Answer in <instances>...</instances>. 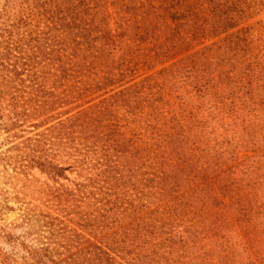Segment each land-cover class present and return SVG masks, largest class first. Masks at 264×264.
Listing matches in <instances>:
<instances>
[{
	"label": "trees",
	"instance_id": "1",
	"mask_svg": "<svg viewBox=\"0 0 264 264\" xmlns=\"http://www.w3.org/2000/svg\"><path fill=\"white\" fill-rule=\"evenodd\" d=\"M197 1L207 6L199 9L204 10L203 14L198 12L196 0H114L112 4L121 20L119 33L115 35L101 29L104 19L98 22L101 8H106L105 0L57 3L56 15L62 12L64 15L53 18L60 26L59 31L63 29L68 34L72 53L68 58L59 54L50 59L54 86H63L62 80L66 77H87L86 73L98 62L104 75L95 86L101 90L116 86L142 62L147 64L159 57L189 50L193 41L217 38L240 25L244 10L239 0ZM248 30L232 33L223 44L215 42L196 51L162 69L157 76L123 88L97 106L40 134V137H56L57 147L62 145V140L71 142L82 137L86 154H90L93 161L92 167L104 168L102 182L108 184L111 179L113 187L119 183L118 173L126 182L133 181L137 176L135 169L142 168L143 161L159 166L165 180H184L190 186L205 181L192 189L183 205L199 209L200 220L206 224L203 230L212 234L210 237L215 242L199 245V240L195 239L204 232L196 231L184 256L178 254L177 242L170 236L160 244L169 248L162 254L158 245L156 249L150 248L155 235L149 226L133 227L134 231L116 232L105 240L92 242L73 229H56L58 225L50 221L45 223L49 227L46 243L34 248L25 246L35 264H253L245 260L248 246L264 263V64L254 57L247 58L250 43L244 36ZM53 42L56 44L53 52L57 54L64 41L53 37ZM144 43H152L149 53L144 52ZM18 48L21 49L16 46V50ZM8 49L7 58L13 51L11 46ZM117 49L122 52L118 59L113 55ZM19 50L18 53L24 54L23 47ZM42 53L47 54L44 49ZM33 63L26 59L22 66L29 68L23 69V73L29 72L33 86H37L41 100L36 112L41 117L61 104L63 98L46 100L55 95L46 89L49 72L37 76ZM16 70L19 84L27 88L26 80L19 77L23 74L18 72L19 65L11 72ZM14 80L12 78L10 83ZM88 84L85 83L90 89ZM183 87L189 89L186 97L177 96L179 112L166 111V106L171 105L167 95ZM68 91L74 99L84 96V92H76L72 86ZM74 93L79 95L74 96ZM192 98L201 101L194 103ZM19 103L17 98L11 103V114L21 115L17 112ZM117 106L125 108L134 117L133 121L145 124L143 136L157 141L142 150L133 140L126 143L115 138L126 137L117 123ZM217 127L223 129L220 137H225L217 143L218 148L210 146L208 140L217 134ZM244 148L253 152L262 150L231 167L227 175L219 174L216 184L208 181L223 165L235 161L236 153ZM173 155L178 160L175 164L171 162ZM39 164L54 174L61 175L64 170L50 161ZM92 182L100 183L99 180ZM227 198L228 203L224 200ZM235 223L242 231L237 236L233 235ZM89 224L84 222L81 227Z\"/></svg>",
	"mask_w": 264,
	"mask_h": 264
},
{
	"label": "rangeland",
	"instance_id": "2",
	"mask_svg": "<svg viewBox=\"0 0 264 264\" xmlns=\"http://www.w3.org/2000/svg\"><path fill=\"white\" fill-rule=\"evenodd\" d=\"M105 1L106 8H101L98 22L104 19V23L100 25L101 29L112 35L118 34L121 20L112 4L114 0ZM196 2L198 12L203 14L204 10L199 11V9L203 6V9H206L207 6L200 5L202 2L197 0ZM239 2L244 13L240 25L235 29L217 38L205 37L193 41L189 50L177 51L170 56L151 60L147 64L142 62L127 74L124 82L101 90L95 86L104 75L100 70L99 62L96 63L95 68H90L87 73L84 72L87 77L78 76L71 79L66 77L62 80L63 86L53 84V76L50 74L54 71L50 59L59 54L68 58L72 53L68 34L63 32V29L59 31L60 26L56 22L57 16L64 15V12L56 15V4H63L65 0H0V264H35L27 254L25 246L34 248L46 243L49 227L45 226V223L50 221L58 225L56 229L60 227L73 229L92 242L105 240L116 232L122 233L129 229L134 231L133 227L149 226L155 235L151 238L150 248L156 249L158 245L159 253L162 254L169 248L160 244L170 236L177 242L175 247L178 254L182 253L184 256L188 254L187 245L191 243V236L196 231L204 232L198 236L200 238L195 239L199 240V245H212L215 242V239L210 237L212 234L203 230L206 224L200 220L199 209L183 205L185 197H190L189 193L192 189L205 181L200 180L194 186H190L185 184L184 180H165L159 166L153 165V167L152 163L143 161V164H140L142 168L135 169L137 176L133 181L126 182L121 178V173H118L116 179L119 178V183L113 187L111 179L108 184L102 182L101 171L104 168L92 167L93 161L89 158L90 154H86L82 137L71 142L62 140V145L57 147L56 137H40V134L47 132V129L61 121H67L79 112L97 106L102 100L123 88L146 77L157 76L162 69L196 51L215 42H218V45L223 44L225 38L244 28H249L244 36L250 43L247 58L254 57L264 64V0H239ZM54 15L56 18H53ZM53 37L64 41L57 54L56 51L53 52L56 49ZM9 46L13 51L7 58L5 55L9 53ZM16 46L21 49L23 47L24 54L18 53L19 48L16 50ZM144 47L146 48L144 52L149 53L148 49L153 45L144 43ZM42 49L46 50L47 54H43ZM121 54V49L113 52L116 59ZM26 59L34 62L37 76L39 74L45 76L44 72H49L45 80L46 89L55 95H50L46 100L51 102L59 97L63 98V102L57 104L54 110L45 112V116L38 117L39 113L36 110L39 109L41 97L37 95V86H33L30 73H23V69L29 68L22 66ZM16 65L17 67L19 65L18 72L23 73L19 77L26 80L27 88L19 84L21 81L18 79L17 70L11 72ZM66 65L70 67L69 64ZM12 78L15 80L10 83ZM86 82L90 84H88L90 89H87ZM71 86L76 88V92H84V96L80 99L70 97L68 89L71 90ZM187 89L189 87H183L174 93L170 92L167 100L171 105L166 106L165 110L179 112L180 100L177 96L186 97ZM16 98L20 100L17 112H21V115L17 116L11 114L12 107H10ZM191 101L198 103L201 100L192 98ZM115 109L117 123L126 136L115 138L126 143L133 140L142 150L157 141L153 137L143 136L142 128L145 124L133 121L134 117L128 114L125 108L117 106ZM202 116H206V113L204 112ZM40 123L44 124L38 127ZM216 130L217 134L208 137V140L210 146L216 145L218 148L217 143L225 137L219 135L222 128L217 127ZM135 134L138 135L133 137ZM229 135L232 136V133ZM261 150L262 148L253 152L245 148L239 149L237 153L235 152L236 160L223 165L218 172L209 176L208 181L216 184V177L219 174L227 175L231 167L244 162L246 157L258 154ZM173 157L171 162L175 164L178 160L174 155ZM45 161L62 167L64 169L61 172L62 176L59 172L54 174L49 168H43L39 164ZM238 174L240 175L239 172ZM92 180H99L100 183H93ZM68 191H73L74 194ZM220 196L222 197L221 194ZM224 200L226 203L229 202V198ZM84 222L90 224L81 227ZM234 229L236 232H233V235L242 234L241 227L237 223ZM244 241L247 245V240ZM247 255L246 262L264 264L250 246Z\"/></svg>",
	"mask_w": 264,
	"mask_h": 264
}]
</instances>
